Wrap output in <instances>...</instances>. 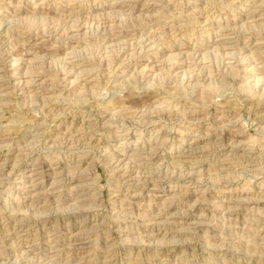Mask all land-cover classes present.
Wrapping results in <instances>:
<instances>
[{
	"label": "rangeland",
	"instance_id": "374dc122",
	"mask_svg": "<svg viewBox=\"0 0 264 264\" xmlns=\"http://www.w3.org/2000/svg\"><path fill=\"white\" fill-rule=\"evenodd\" d=\"M0 37V264L264 260V0H0Z\"/></svg>",
	"mask_w": 264,
	"mask_h": 264
},
{
	"label": "bare ground",
	"instance_id": "6f19581e",
	"mask_svg": "<svg viewBox=\"0 0 264 264\" xmlns=\"http://www.w3.org/2000/svg\"><path fill=\"white\" fill-rule=\"evenodd\" d=\"M1 38V37H0ZM3 38L5 39V36H3ZM6 38H8V36L6 37ZM262 45H264V42H256V46H262ZM11 54V53H10ZM9 57V56H8ZM253 58V57H252ZM10 59V58H9ZM8 59V60H9ZM19 60H21V59H18V61ZM4 61V60H3ZM1 62L0 61V71H3V69L5 68V67H7L8 68V65L6 64V62L4 61V62ZM17 61V60H16ZM15 65L16 64H12V65H10L11 66V68L12 69H15ZM19 65V64H18ZM3 96V93H1V91H0V97H2ZM70 132V131H69ZM198 141V139L196 140V142ZM123 158H121V159H118L117 158V160L115 161V163H114V165H115V169H117L118 171H121V167H122V164H123V160H122ZM56 165V164H55ZM54 164L53 165H47L49 168H48V170H50V171H53L54 169H55V166ZM55 166V167H54ZM192 172H193V170H190L189 171V173H188V177L191 179L192 178V176H193V174H192ZM38 175H39V173L38 172H36V169H33L32 170V176H30L31 178L33 177L34 178V180L35 181H37V177H38ZM75 182V181H74ZM147 184V186L148 187H151L153 184L151 183V182H147L146 183ZM145 184V185H146ZM36 185V184H35ZM34 185V186H35ZM81 186V185H80ZM39 196V195H38ZM117 196H119V195H117ZM257 197V196H256ZM261 198H264V195H262L261 196ZM240 199H242V198H240ZM242 200H244V199H242ZM256 202V201H255ZM163 206V205H162ZM196 208H199L198 206L196 207ZM164 210V209H163ZM232 210H233V208H232ZM231 212V211H230ZM230 212H228V213H230ZM192 214V213H191ZM185 215V214H184ZM239 215V214H238ZM161 217V214H157L154 218L155 219H158V218H160ZM238 217H240V216H238ZM194 218H196V219H198V217L196 216H191V217H187L186 219H188V220H191L192 221V219H194ZM228 218V217H227ZM151 219V218H150ZM47 221V220H46ZM49 221V220H48ZM180 221V220H179ZM190 223H192V224H194V226L195 225H197L198 224V221H193V222H190ZM17 224H19V223H17ZM87 224V223H86ZM263 224H264V222H263ZM21 225V224H20ZM186 226V225H185ZM198 226V225H197ZM264 226V225H263ZM206 228V227H205ZM82 230V229H81ZM263 230V229H262ZM72 233V232H71ZM176 233V232H175ZM78 235H80V233H75V234H72L70 237H68V239H67V241H73V240H75L76 239V237L78 236ZM3 239V238H2ZM1 239V240H2ZM54 239V238H53ZM60 239V238H59ZM5 240V239H4ZM4 240H2V241H4ZM27 240V239H26ZM2 243V242H1ZM5 243V242H4ZM6 245H7V243H6ZM13 246V245H12ZM59 247H60V245H59ZM56 248V247H55ZM159 249V248H158ZM178 250L179 249V247H177V246H171V247H167V248H165V251H162V252H158L157 253V256L156 257H159V258H161V257H166L167 259H170V257H172L174 254V252H173V250ZM9 250V249H8ZM148 250H150V249H148ZM147 250V251H148ZM206 250V249H205ZM157 251V250H156ZM154 252H155V250H154ZM155 254V253H154ZM153 254V255H154ZM142 255V254H141ZM182 255V254H181ZM182 258H186V257H188V256H181ZM166 259V260H167ZM171 260V259H170ZM253 260V259H252ZM251 260V261H252ZM253 262V264H264V260H254V261H252ZM263 262V263H262Z\"/></svg>",
	"mask_w": 264,
	"mask_h": 264
}]
</instances>
